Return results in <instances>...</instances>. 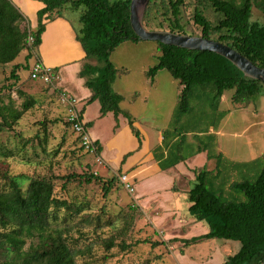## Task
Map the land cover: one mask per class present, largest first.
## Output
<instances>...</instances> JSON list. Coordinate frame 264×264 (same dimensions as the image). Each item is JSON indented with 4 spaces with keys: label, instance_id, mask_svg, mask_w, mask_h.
Masks as SVG:
<instances>
[{
    "label": "trees",
    "instance_id": "obj_1",
    "mask_svg": "<svg viewBox=\"0 0 264 264\" xmlns=\"http://www.w3.org/2000/svg\"><path fill=\"white\" fill-rule=\"evenodd\" d=\"M42 3L44 6L38 11V26L32 30L24 24V16L10 0H0V67L13 64L25 50L26 59L36 56L46 23L62 17L67 10L83 8L79 19L82 26L76 32L88 61L81 71V76L86 79L85 85L92 93L87 103L98 101L101 117L112 113L118 122L120 115H124L141 147V132L135 128L131 115L122 110L123 96L113 88L120 71L111 60L113 52L123 43L142 42L131 26V0H42ZM184 6L185 0H150L144 17L145 27L187 34L182 18ZM254 7L264 13V0H196L192 19L201 29L202 37L228 45L255 65L264 67V22L251 21ZM206 9L217 14L216 21L212 22L205 16ZM30 37L33 38L32 44L28 43ZM154 43L158 46L159 55L157 64L146 71L150 83H154L159 71L167 70L181 87L172 123L179 122L191 111L193 91L198 88L205 96L212 97L210 108L214 112L219 111L226 91H234L232 103L243 107L264 93V82L246 78L222 56ZM35 61H39L37 57ZM25 67L31 69L27 64H13L10 77L18 80V71ZM19 93L26 97L23 92ZM14 105L13 101L8 104L0 102V131L12 129L34 106V102L24 101L22 108ZM80 113L83 115L84 108ZM223 115L224 112H220L214 132ZM85 125L89 130L92 122ZM180 133H183L181 129L163 131V146L154 150L162 170L175 167L202 152L208 153V160L215 161L214 169L209 170L205 166L195 171L196 180L188 197L189 214L197 222L206 223L208 233L184 240V245L208 240L238 242L239 251L228 256L222 264H264V153L248 162H223L221 152L217 149L210 151L199 143L197 151L184 156L185 144L191 143L185 140L186 135ZM210 134L208 137H212L216 147V134L212 130ZM172 135L176 136L168 141V136ZM77 141L80 143L79 136ZM95 146L96 154L92 155L98 159L102 151L100 142L95 141ZM80 150L90 153L82 145ZM259 162L263 163L261 172L255 180H249V175L254 172L252 166ZM236 176L243 177V180L235 181ZM65 179L67 182L82 180L87 184L102 182V178L93 173L71 174ZM103 182L104 196L107 197L117 184L116 175ZM119 184L122 186L120 180ZM135 207L132 203V208ZM83 211V204L76 205L56 197L53 178L12 175L0 187V264H78L80 251L74 245L75 240L71 238L69 242L68 234L72 220ZM104 244L107 250L115 247L113 239L105 240Z\"/></svg>",
    "mask_w": 264,
    "mask_h": 264
},
{
    "label": "rangeland",
    "instance_id": "obj_2",
    "mask_svg": "<svg viewBox=\"0 0 264 264\" xmlns=\"http://www.w3.org/2000/svg\"><path fill=\"white\" fill-rule=\"evenodd\" d=\"M117 1L120 0H110V2ZM195 1L185 0L183 24L185 33L201 36V29L192 19ZM82 11L83 8L76 11L67 10L64 13L78 28H81L82 24L79 19ZM204 14L212 22L218 18L211 9L204 10ZM251 21L263 23L264 13L254 7ZM26 57L27 51L25 50L13 64H20V66L27 64L31 68L36 56L29 60ZM115 57L120 60L124 59L122 53H115ZM13 64L0 67V102L8 104L13 101L15 107L22 108L24 101H32L34 106L14 124L12 129L0 131V187L7 183L12 175L47 176L54 179L57 198L74 202L76 205L83 204L84 211L72 220L68 234L69 242L71 238L75 240L73 243L80 251L77 258L78 264H201L210 260L215 261L212 257L215 245L220 246L222 240L184 245V240L204 234V228H207L206 223H190L182 227L184 231L172 229L173 225L178 226L180 222L166 219V213L162 208L159 209L164 206L162 199L174 193L177 209L181 213L179 216L184 221L196 222L195 217L191 216L188 211L190 205L188 201L190 190L188 189L193 187L194 181L191 183L177 178V192H168L164 189L169 185V180L151 176L139 190L143 197L136 200L135 195L131 196L120 186L121 172L104 169L91 153L89 155L80 150L81 143H78L77 135L66 124V110L60 102V94L55 90V83L45 84L42 81L31 80L29 67L21 68L17 74L18 80H15L10 77ZM122 74L120 70V75ZM135 76L137 80L140 77L139 74ZM122 78L124 77L121 76ZM158 78L159 93L165 94L168 92L169 79L174 80V78L167 70L160 71ZM138 81L132 82L129 91L145 92ZM117 84H122V80H119ZM177 85L179 87L178 82ZM170 89L174 90L173 87ZM19 92H23L26 97L20 95ZM233 93L232 90L226 91L219 111L214 112L210 108L212 97L205 96L202 89H195L191 98V111L185 114L179 122L172 123V115L170 120L160 122L158 129L169 127L173 132L176 129L183 131L180 134L186 135L185 140L191 143L190 145L185 144L182 150L184 156L197 151L199 143L205 145L210 151H216L214 146L216 142H213L212 137L208 135H211V130H215L220 112H224L217 129L220 132L217 151L223 154V162L231 160L248 162L260 157L264 153V93L248 103L246 107L232 103ZM138 98V95L134 96L130 104H134L133 108L140 116L149 115L150 117V114L154 112L155 101L144 103ZM177 101H179L178 98H176V103ZM161 111L167 114L170 106L162 103ZM89 114L94 118L96 110L91 107ZM149 117L142 121L150 122ZM100 120L94 121L90 131L96 136L102 135L103 138L100 140L108 148L107 161L112 168H115L122 155L135 149L136 137L131 131L130 134L127 129L123 128L118 136L119 120L117 122L111 117ZM117 124L118 126L115 127ZM143 125L150 130V125ZM207 131L210 133H206ZM160 132L161 130H156L155 135L152 136L149 142L152 146L159 141ZM174 136L176 135L168 136V141ZM214 137L216 141L218 137ZM128 154V157L134 156V153ZM262 167L261 162L255 167L252 166L254 177L251 174L248 179L255 180ZM90 173L97 177L100 176L102 182L93 181L87 184L82 180L67 182L65 179L71 174ZM114 175H116L117 184L106 197L103 192V181L111 179ZM239 180L242 181L243 177L237 178L236 176L235 181ZM151 184L155 185L152 187ZM156 190L163 192H155ZM135 201L138 202L139 209L132 208V203L136 205ZM108 239L115 241V247L110 250H107L104 244V241ZM234 244H237L238 249H232L231 252H227L228 254L224 253L225 257L239 251L240 243L234 242ZM87 247L89 250L86 251ZM229 248L226 249L229 250Z\"/></svg>",
    "mask_w": 264,
    "mask_h": 264
},
{
    "label": "crops",
    "instance_id": "obj_3",
    "mask_svg": "<svg viewBox=\"0 0 264 264\" xmlns=\"http://www.w3.org/2000/svg\"><path fill=\"white\" fill-rule=\"evenodd\" d=\"M20 11V13L24 16L25 21L24 24L32 30H35L38 26V11L43 8L42 0H10ZM78 26L74 24V22L66 15L63 14L62 17L55 18L52 21H48L46 23V30L42 35V43L40 47L36 51V57L38 60L42 62L45 66L52 68L53 71L57 74L58 80L55 81L57 91L64 92L69 94L72 97H75L80 104V108H84L83 119L87 124L92 122V126L89 127V133L94 141H99L102 151L98 159L100 160V164L104 169H109L111 172L117 171L123 173H127L133 179L135 185V196L136 200L141 199L143 196L139 193L140 188L143 187L144 182L151 176H156L157 178L163 177L164 179L169 180V185L164 189L165 191H174L177 192L176 180L180 178L181 180H187L191 183L196 180L195 171L201 170L204 166H212L209 167L210 170L214 169L215 165L213 160H208V153L202 152L195 154L189 157L187 160L179 163L175 167H172L167 170H162L160 167V161L156 158L155 149L163 146V131L168 129L169 127H164V129H158L160 122H166L170 120V117L173 115L174 110L177 106L176 98L179 99L181 93V87L177 85L175 80L168 81V92L165 94L159 93V85L158 84V74L155 78L154 83H150V80L146 76V71L157 64L158 61V46L154 42H125L121 46H119L112 54L111 60L118 71H122V75L120 72L118 73L117 79L113 85L115 92L121 94L123 96V101L121 103V108L123 111L129 113L134 120V126L141 132L142 135V146H139L138 139L133 138L136 143V147L134 150L129 151L122 155L119 159V163L115 168H112L107 161V152L108 148L106 144L100 140L103 138L100 134L96 136L93 132L90 131L93 128V124L95 120H103L105 117L114 118L112 113H108L105 117L100 116V104L98 101H94L92 103H87L90 99L92 93L86 87L84 79L81 76V71L84 68V65L88 63L85 59V52L83 51L80 43L77 40V30ZM125 52H128L127 54ZM115 53H119L124 55V59H116ZM93 63V62H91ZM160 72V71H159ZM135 73V74H134ZM136 74H139V81L137 80ZM121 76L124 77L121 79ZM119 80H122V84H117ZM140 82L139 85L145 89V92L134 90L129 91V86L132 85V82ZM124 84V85H123ZM119 85V87H117ZM124 87V88H123ZM171 87L174 88L171 91ZM56 89V88H55ZM128 92L130 93L128 95ZM132 92V93H131ZM138 95V100L140 102L147 103L148 101H155L154 103V112L147 116H140L136 113V110L133 108L134 104H130L132 98ZM161 96V97H160ZM129 100V103H127ZM137 100V99H135ZM167 103L170 106V111L167 114L161 111V104ZM94 108L96 110L95 117H91L89 114L90 109ZM150 118V122H144V118ZM100 120V121H101ZM166 120V121H165ZM119 127L117 135H120V130L127 129V131L132 133V130L129 126L128 119L124 115H120L119 117ZM127 124V125H126ZM143 124L150 125V130L146 129ZM170 124V123H169ZM116 127V126H115ZM156 130H161L159 134V141L152 146L149 142L152 139V136L155 135ZM130 133V134H131ZM218 137L216 149L219 148V131H213ZM133 134V133H132ZM116 135V136H117ZM134 135V134H133ZM132 142V141H131ZM133 143V142H132ZM109 145V144H107ZM109 147V146H108ZM128 153H134L132 157H128ZM127 157L125 158V156ZM257 158V157H256ZM255 159V158H254ZM253 160V159H252ZM110 172V173H111ZM141 185V186H140ZM155 185V184H154ZM153 185V186H154ZM147 187V185H145ZM152 186V184H151ZM152 186V187H153ZM190 188L188 189V191ZM153 191V189H152ZM187 191V192H188ZM155 192H163L156 190ZM170 197L162 199L164 203L162 210L166 213V219L171 221L180 222L178 226H172V229H181L184 231L185 229L182 227L190 225V223H197L194 221H184L179 215L181 213L177 209V202L175 199V194L170 193ZM136 202V206L139 209L138 202ZM190 207V205H189ZM189 209V208H188ZM170 221V222H171ZM199 223V222H198ZM208 233V228H204V234ZM203 235V234H202ZM209 241H205L206 243ZM205 243V244H206ZM231 247V248H229ZM226 248H229L226 249ZM238 249L237 244H234L233 241H223L220 246L217 247L215 245L214 255L212 257L215 261H208L207 263L201 264H222L224 263L225 254L227 252H231V250ZM208 252L206 253L207 256ZM201 258V255H199ZM212 262V263H211ZM195 263V262H194Z\"/></svg>",
    "mask_w": 264,
    "mask_h": 264
},
{
    "label": "water",
    "instance_id": "obj_4",
    "mask_svg": "<svg viewBox=\"0 0 264 264\" xmlns=\"http://www.w3.org/2000/svg\"><path fill=\"white\" fill-rule=\"evenodd\" d=\"M150 0H131L130 21L136 36L145 42H160L190 51L213 52L231 62L246 78L264 82V67L255 65L248 58L228 45L202 36L176 34L169 31L149 30L144 17Z\"/></svg>",
    "mask_w": 264,
    "mask_h": 264
},
{
    "label": "built area",
    "instance_id": "obj_5",
    "mask_svg": "<svg viewBox=\"0 0 264 264\" xmlns=\"http://www.w3.org/2000/svg\"><path fill=\"white\" fill-rule=\"evenodd\" d=\"M33 38H29V44H32ZM30 79L34 81H42L45 84H52L58 80L57 74L53 71L52 68H49L42 64V62L35 61L30 69ZM60 102L65 107L66 110V122L69 124L73 132L79 136L81 145L85 148L86 151L91 154H96L95 141L92 139L89 130L86 127L83 116L80 113V104L79 101L70 96L67 93H60ZM100 162L99 159H97ZM120 183L123 188L131 195L135 194V185L133 179L128 174H121L119 177Z\"/></svg>",
    "mask_w": 264,
    "mask_h": 264
}]
</instances>
